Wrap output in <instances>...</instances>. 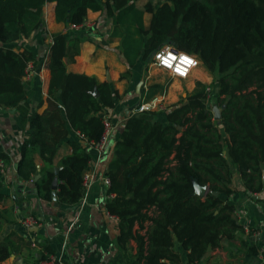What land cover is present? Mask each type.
<instances>
[{
    "label": "trees",
    "instance_id": "1",
    "mask_svg": "<svg viewBox=\"0 0 264 264\" xmlns=\"http://www.w3.org/2000/svg\"><path fill=\"white\" fill-rule=\"evenodd\" d=\"M136 1L0 0V108L15 109L20 125L28 129L14 172L18 184L38 174L32 182L36 196L52 201L54 158L65 142L71 151L57 163L56 202L79 201L82 174L91 156L78 136H67L72 131L88 140L99 139L102 118L119 98L110 81L67 71L66 64L74 61L86 40L68 30L51 34L46 54L47 105L39 111L40 101L32 109L23 77L34 56L12 43L45 29V3L55 2V21L67 26L82 24L88 10L107 16L112 26L109 36L119 39L116 51L129 69L139 61L147 64L153 52L165 45L194 54L214 76L212 105L220 107L219 120L213 119L207 84L201 81L164 111L126 116L106 165L107 193L114 196L105 208L118 219L119 246L126 249L135 240L134 262L176 263L181 248L186 251V262L196 264L222 238L235 236L239 229L231 215L235 204L225 197L238 192L252 198L264 191V0H168L161 4L147 0L141 8ZM145 12L151 14L147 27ZM125 72L129 74L128 69ZM169 84L141 87L140 95L147 100ZM162 112L165 122L158 118ZM35 153L43 163L40 168ZM235 178L241 181L240 189L231 186ZM195 181L207 185L204 196L195 194ZM7 197L0 192V235L5 224L15 223L13 208L4 206ZM145 221L150 224L144 234L134 230L135 223L140 229ZM28 245L25 237L13 231L4 234L0 263ZM244 246L256 254L254 245Z\"/></svg>",
    "mask_w": 264,
    "mask_h": 264
},
{
    "label": "crops",
    "instance_id": "2",
    "mask_svg": "<svg viewBox=\"0 0 264 264\" xmlns=\"http://www.w3.org/2000/svg\"><path fill=\"white\" fill-rule=\"evenodd\" d=\"M147 0H137V7L141 8ZM168 0H153L154 3L161 4ZM55 2H47L43 6L45 29L32 32L28 38L19 39L12 45L20 49L27 48L32 51L34 60L28 64L31 75L23 77L27 90V100L32 109L42 101L39 111L46 105L47 87L50 79V71L46 67V54L48 45L51 42V34L54 32L65 33L68 26L58 23L54 17ZM47 8V12L45 9ZM151 14H143V23L148 26ZM110 19L100 11H87L85 24L75 30L80 36L86 37L80 44L79 54L74 57V61L66 64L67 71L84 73L95 76L99 82L110 81L111 85L118 91L119 98L115 106L106 111L105 116L109 117L114 125L112 136L107 144L105 153L94 163V180L84 191L83 197L73 204H59L56 201H45L38 199L32 183L25 180L17 183L14 172V165L19 158L20 146L28 135L27 125H20V115L17 111L0 108V154L5 158L7 164V174L4 179L0 178V192L8 195L4 206L13 208V218L15 223L5 224L0 238L13 231L19 236L25 237L29 243L27 247L9 256L0 264H40L44 252L55 253L71 264H143L142 261L134 262L137 244L131 239L126 249H122L117 240L118 219L107 214L105 205L107 197V185L103 181L106 165L112 154V145L118 138L121 131V123L139 102L144 101L140 95L143 83L146 87L152 83H159V80L146 82L147 77H143L142 68L139 62L130 69L119 58L116 48L119 44L117 37H110ZM204 68V67H203ZM129 70L124 78L120 74ZM200 68L193 71H200L199 81L209 85L211 77ZM205 69V68H204ZM206 70V69H205ZM192 73V74H193ZM174 77L167 86L165 96L167 105L177 102L180 97L192 91L195 82L191 81L190 89L187 92L182 89V81ZM160 84H163L160 82ZM145 88V86H144ZM213 106V105H211ZM159 120L165 122V113L158 115ZM77 138L76 133L70 131L67 139ZM71 151L70 146L63 142L54 158V166H58L60 158ZM92 154V152H90ZM223 155L229 160L234 172L233 163L228 158L226 152ZM37 168L43 163L38 154H34ZM241 181L235 178L232 187L240 189ZM263 194L253 195L252 198L242 196L238 192L232 193L225 200L235 205L244 206L249 213L250 223L253 227L260 228V241L264 245V191ZM28 214L35 215L42 222V227L26 232L20 225L21 217ZM150 222H143V227L139 229V224L135 223L134 230L144 234ZM34 239L37 243L35 247L30 245ZM244 245H253L247 241L246 236L239 230L235 231V236L224 237L219 245L208 250L203 258L196 264H264L258 260L256 254L246 251ZM180 254L179 262L170 264H188L186 262V251L178 248Z\"/></svg>",
    "mask_w": 264,
    "mask_h": 264
},
{
    "label": "built area",
    "instance_id": "3",
    "mask_svg": "<svg viewBox=\"0 0 264 264\" xmlns=\"http://www.w3.org/2000/svg\"><path fill=\"white\" fill-rule=\"evenodd\" d=\"M84 24L85 21L82 24H70L68 26V30H77L81 28ZM150 65L156 69H161L167 72L171 78L177 77L180 79H187L193 73V71L201 65V62L194 54L178 50L172 45H165L162 48H159L153 52ZM29 69V66H27L25 74L26 78L31 75ZM205 90L206 98L209 99L212 92L211 85H207ZM166 94L167 89H165L160 94H156L147 100L139 102L134 108L131 109L130 115L143 111H164L168 106L165 99ZM102 124V132L99 139L97 140H88L85 139L82 135L76 134L78 138H80V140L84 143V145L87 146L88 150L92 152V154H90L91 157L87 162V168L83 171L82 174L83 193L81 198L83 197L84 191L90 186V184L94 180V171L92 170L94 168L93 165L105 153L107 144L114 130V125L109 117L103 116ZM6 174L7 164L0 154V178L4 179ZM33 180L34 179L31 176L29 179L25 180V182L32 183ZM103 181L108 187L110 184L109 178L107 176H104ZM113 196V193H107V197L109 199ZM107 214L110 217H116L111 215L108 211ZM231 215L235 222L239 225L238 230L246 236L247 241L249 243L253 244L256 247V257L258 258V260L264 262V245H262L260 241V228L253 227V225L250 223L247 208L244 206L235 205L231 212ZM19 223L26 232L32 231L33 228L38 229L42 227L41 220L32 214H28L26 216L21 217ZM30 245L32 247H35L37 243L34 239H32L30 241ZM43 254L44 255L43 258L40 260V264H71L65 261L58 254L50 252H44Z\"/></svg>",
    "mask_w": 264,
    "mask_h": 264
},
{
    "label": "rangeland",
    "instance_id": "4",
    "mask_svg": "<svg viewBox=\"0 0 264 264\" xmlns=\"http://www.w3.org/2000/svg\"><path fill=\"white\" fill-rule=\"evenodd\" d=\"M45 11L47 12V8L45 9ZM45 27H46V24H45ZM74 33H77V31H75ZM139 65L140 67L142 68V71H143V74H144V78L147 77L145 79V81L147 82H150V81H156V80H159L161 83L163 84H166L167 82H170L173 78H171L167 72L161 70V69H156L154 68L153 66L150 65V61L146 64V62H142V61H139ZM200 68L203 72H206L210 77L211 79L209 80V84H212L213 81H214V76L211 75L207 70H205L202 66V64L198 67ZM198 69V70H200ZM199 73L200 71H195L193 74H191L187 79L183 80L182 81V89H180V91H184V92H187L188 89H190V83L191 81H199L198 79H202L200 78L201 76H199ZM123 74H125V76L127 75L126 72H123ZM124 76V77H125ZM147 82V83H148ZM159 82V83H160ZM141 86H146V84H142ZM211 99L209 101V104L210 106L212 105V100L214 99L213 96H210ZM260 195L263 194V193H259ZM258 193H255L253 195H259Z\"/></svg>",
    "mask_w": 264,
    "mask_h": 264
},
{
    "label": "water",
    "instance_id": "5",
    "mask_svg": "<svg viewBox=\"0 0 264 264\" xmlns=\"http://www.w3.org/2000/svg\"><path fill=\"white\" fill-rule=\"evenodd\" d=\"M93 93L95 95H97V91L96 90H93ZM212 109V112L214 114L213 116V119L214 120H219L220 118V107L217 106V105H213V107L211 108ZM11 111H14V109H11ZM60 169V166H54V170H53V174H54V177L51 181V185H50V188H51V198L53 201H56V190H57V185H58V179H57V173H58V170ZM39 177V175H35V177L33 179H37ZM262 183H264V170H263V173H262ZM194 189H195V194L199 195V196H204L205 193L207 192L208 190V187L207 185H200L198 184L196 181L194 182ZM212 194L213 195H217L218 192L217 191H212ZM248 194H250V192H248ZM32 230H35V228H33Z\"/></svg>",
    "mask_w": 264,
    "mask_h": 264
}]
</instances>
